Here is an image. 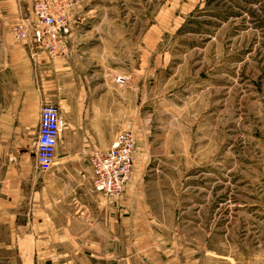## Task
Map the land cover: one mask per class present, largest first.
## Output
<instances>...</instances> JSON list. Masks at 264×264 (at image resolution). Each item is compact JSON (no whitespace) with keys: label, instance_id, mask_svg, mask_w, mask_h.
<instances>
[{"label":"rangeland","instance_id":"1","mask_svg":"<svg viewBox=\"0 0 264 264\" xmlns=\"http://www.w3.org/2000/svg\"><path fill=\"white\" fill-rule=\"evenodd\" d=\"M9 1L0 113L16 44ZM14 1L18 14L32 3ZM60 1L69 52L28 54V112L51 101L57 73L75 92L123 74L134 163L119 195L96 191L87 163L64 170L59 192L29 130L19 148L0 120V264H226L264 246V0Z\"/></svg>","mask_w":264,"mask_h":264},{"label":"crops","instance_id":"2","mask_svg":"<svg viewBox=\"0 0 264 264\" xmlns=\"http://www.w3.org/2000/svg\"><path fill=\"white\" fill-rule=\"evenodd\" d=\"M8 7L11 13L15 12L14 21L20 20V15L27 19L32 17L30 2L19 14L16 13V1H9ZM14 41L15 48L10 52L15 56L8 63L12 79L4 86L0 120L3 129L8 131L9 137H15V145L20 148L25 144L23 137L26 129L29 130L31 143H35L39 126V116L28 112L27 85L21 71L24 70L28 54L35 62L45 55L28 41ZM115 85L112 79H104L94 85L89 82L88 87L84 82L82 91L75 92L71 81L60 78L58 73L56 79L52 80L50 102L58 107L62 120L51 170L52 183L57 191L68 190L69 181L63 178L64 170L69 174V169L84 168L86 163L90 167L89 154L94 150H106L123 129L122 97ZM257 248L247 255L234 256L226 264H264V246L258 245ZM183 263L203 264V258H185ZM210 263L225 264L216 260Z\"/></svg>","mask_w":264,"mask_h":264},{"label":"built area","instance_id":"3","mask_svg":"<svg viewBox=\"0 0 264 264\" xmlns=\"http://www.w3.org/2000/svg\"><path fill=\"white\" fill-rule=\"evenodd\" d=\"M67 4L60 0H32L31 19L11 23L10 31L17 41H28L53 58H65L67 42ZM112 81L122 87L127 80L114 74ZM62 127L58 107L46 102L39 111V126L35 142V162L40 167L52 164L57 138ZM136 139L134 132L123 128L106 150H94L88 156L93 187L106 195H119L130 176L134 163Z\"/></svg>","mask_w":264,"mask_h":264}]
</instances>
